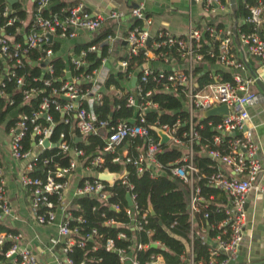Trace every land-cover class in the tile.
I'll use <instances>...</instances> for the list:
<instances>
[{"label":"built area","instance_id":"obj_1","mask_svg":"<svg viewBox=\"0 0 264 264\" xmlns=\"http://www.w3.org/2000/svg\"><path fill=\"white\" fill-rule=\"evenodd\" d=\"M53 0H32L33 17L28 27L23 26L17 28L15 33L20 39L10 35H5L3 29L0 28V86L3 80H7L13 76L10 68L22 66V59H25L28 50L36 49L42 55L37 57V61L44 63L43 70L51 72V66L48 63L53 58V51L50 48H43L42 45L47 43L48 37L55 36L57 39L72 40L78 36L80 32L94 33L103 29L106 21L114 20L122 16L120 12L109 11L106 13L89 14L81 9L78 5L63 6L58 13L47 16L42 15V11ZM147 0H139L129 10V15L135 20H140L142 26H147L150 22L144 13V3ZM200 2L206 13H217L222 9L220 0H189ZM247 10L246 21L251 25L249 32L240 33L239 39L242 45L241 54H250L259 59L261 65L260 71L256 78H262L264 83V39L259 34L264 31V0H255L253 4L245 6ZM7 6L4 8V15L10 13ZM14 19H8L10 24ZM206 34L210 38L217 36L216 30L205 24L203 28L195 27L189 24L187 34L182 37H174L165 32H159L156 38L149 37L148 32L138 26H130L124 32L119 34L108 33L102 40L106 44V56L100 58L97 66L87 72L69 75V69H66V76L63 80L59 79V84L50 90L49 95L42 96L38 103V108L33 111L30 116L20 115L15 122V126L9 128V147L8 155L13 161H22L24 166L18 174V182L29 194V208L31 219L42 225H50L56 223V239L53 244L58 248V254L63 256L64 264H74L68 257L73 245L82 246L83 239L91 238L95 232L91 230L82 239H75L76 229L68 228L67 219L69 215L65 213L69 203L62 200L61 193L66 187L65 177L74 171L77 164V156L82 155L81 150L72 149L73 155L69 159L68 166L59 167L54 165V170H48L43 178L32 177L29 175L33 169L34 162L37 160L38 154L53 145L58 147L63 153L71 148L63 140V134H59V140L52 144L49 136L53 128V122L49 114V109L58 112L61 119L65 122L71 116L74 121V129L77 135L75 137H86L87 135L97 134L99 128L106 131L104 139L103 152L113 153L115 148L122 146L123 142L128 138L139 137L144 142V149L141 155L135 158L128 156L126 152L124 156H113L112 161L121 165L131 163L137 169L142 171V162L146 163V167H152L153 171L160 169V165L154 155L159 151L155 140L149 134V129H158L163 131L168 140L183 146V152L178 160L173 162L170 169L172 175L186 183L188 187V203L186 205L189 216V234L186 242L184 253L180 256L182 264H234L239 253L240 247L244 239V223H245V204L247 195L250 192L258 191V182L263 173V165L259 158V145L253 136L251 128L247 127L248 113L247 107L256 104L262 98L261 94L251 90L249 87L254 83L255 78L244 77L238 73L237 69L241 68V63L234 57L229 49V39L222 38L218 45L217 59L226 66L234 67L231 73V80L223 81L216 79L199 90H195V78L192 68L196 61L200 60V55L193 53V45L203 38ZM150 38L148 44L147 39ZM122 40L125 43L124 54L121 59H117L115 64L117 69L110 67V57L112 56V41ZM174 48L178 55L184 60L183 67L172 68L167 75L164 71L154 68L152 63H167L168 53L160 52V48ZM97 51L96 45H90L85 50L74 52L68 57V65H71L74 71L79 68H85L87 63L84 59L86 52ZM141 51L142 62L138 66L139 76L134 73H126V67L129 65L128 57L137 55ZM99 56V54H97ZM210 56H213L211 53ZM45 65V66H44ZM121 72L123 78V92L115 89L114 85H110L107 89L103 88V82L109 74L115 75ZM125 73V74H124ZM148 77L156 78L157 84L160 79H165L160 83L161 91L173 93L178 86L182 87V91L186 98L185 110L188 114L187 130L179 136L175 135L176 127H168L167 125L144 126V113L149 110L156 111V104L148 100L150 90L141 93V82H145ZM132 79L134 84L131 85ZM16 84L21 85V78L16 79ZM44 86L50 85L48 79L43 80ZM82 84H87L83 87ZM37 90L34 87L22 91L24 101L35 96ZM106 94L109 98H119L126 94L124 106L133 110V117L127 120H117L110 123L107 119L97 120L93 106L100 104L102 95ZM4 96V92L0 89V97ZM62 98L63 101H58ZM225 105L227 114L219 116L218 121L211 125V130H215V134L211 137L210 143H204L199 155L214 161L217 166L215 172L206 176L205 182L208 187L221 191L225 196V202L222 204H212L210 200L213 195L204 197L200 194V189L195 185L196 167L193 164L195 155L194 146L199 145V136L194 129L195 122L193 118L197 115H203V112L213 106ZM17 116V114H16ZM42 117L47 123L46 125L33 124L31 126V146L32 149H22L21 139L26 130L25 121L28 119L31 123L37 117ZM175 125H178L176 121ZM157 136V135H156ZM158 137V136H157ZM47 140L48 145L43 146ZM159 144V142H158ZM101 151L93 153L91 166L101 163ZM43 164L47 163L46 159L42 160ZM90 168V167H89ZM158 172V171H157ZM107 173V172H100ZM99 174V173H97ZM112 174V173H108ZM151 174H153L151 172ZM118 175L120 178L123 174ZM154 175V174H153ZM1 176V172H0ZM117 177L115 179H117ZM114 180V179H113ZM112 180V181H113ZM111 181V182H112ZM124 183V181H122ZM103 182L97 178L92 180L83 179L74 189L73 197L80 195H93L99 200L105 198L106 192L103 191ZM131 185L126 186L125 194H129L131 204L125 210L130 217L134 216L137 208L133 202V196L130 193ZM56 194L57 202L53 204L49 200V195ZM117 209L115 205L111 206ZM211 207L214 212H219L221 217L218 221L207 223L206 226L200 227L195 232L196 223L194 215L199 211ZM58 212L61 214L60 220L57 221ZM10 207L4 198L3 182L0 177V217L9 216ZM145 214L141 215L144 218ZM203 217H207V213L203 212ZM261 222L264 226V212L261 214ZM105 223H112L106 221ZM140 229V225L133 226ZM198 237L202 245H205L207 259L196 257L193 252V239ZM117 237L124 238L123 233H118ZM12 242L11 246L6 250L5 257L11 258V264H36V256L27 248L20 247L19 241L21 236L18 233H0V245L5 241ZM151 245L159 246L158 242H151ZM105 249H113L111 239L105 240ZM137 250L146 248V244L136 243L132 245ZM129 251V252H130ZM119 260L126 263L127 257L132 259V264H138L132 254L124 252L123 249H117ZM133 256V258H132ZM222 256L218 259L217 257ZM158 254L151 255L146 264H156ZM83 264V263H80Z\"/></svg>","mask_w":264,"mask_h":264},{"label":"trees","instance_id":"obj_2","mask_svg":"<svg viewBox=\"0 0 264 264\" xmlns=\"http://www.w3.org/2000/svg\"><path fill=\"white\" fill-rule=\"evenodd\" d=\"M255 0H243L239 5L238 12L246 18L247 10L245 6L253 4ZM6 0H0V28L3 29L5 35H10L19 38L15 30L20 27V20L25 17V12L20 9L18 4H9L11 12L4 15V8L8 6ZM66 6L65 3H60L42 12L43 16L48 14L58 13L60 8ZM8 19H14L10 24H7ZM132 26L142 27L140 20H134ZM242 28L245 32L250 31V26L243 24ZM110 32V27L99 32L93 39L85 44H76L73 47L74 52L85 50L90 45H96L97 51L86 52L84 59L87 63L85 68L81 67L74 71L71 65H65L64 61L54 56L48 62L51 66V72L43 70L42 63L37 61V57L42 55L36 49H30L22 59V66L13 67L10 70L13 76L8 80H3V85L0 89L4 92V96L0 97V124L5 122V128L9 129L15 126V122L22 114L30 116L33 111L38 108V103L42 96L49 95L51 88L59 84V79L63 80L66 76V69L70 70V74H79L81 72L90 71L91 68L98 65L100 58L106 56V44L102 42L103 38ZM154 37L153 39H155ZM219 40L212 39L204 34L203 39H200L193 45V53L200 55L202 62H214L217 58ZM43 48H50L53 52L58 49V44L55 42L45 43ZM160 52L168 53L169 56L175 61L181 63L182 58L178 52L172 48H160ZM99 53V56L97 54ZM213 56H210V54ZM129 65L126 67V73H134L139 76L138 66L142 62L141 51L137 55L128 57ZM45 66V65H44ZM169 71H164L167 75ZM192 73L195 78V90H199L205 85L214 82L208 72H202L201 68H192ZM125 74V73H124ZM223 81L231 80L229 73H221ZM21 78L22 84H16V79ZM121 78V72H116L115 75L109 74L103 82V88L107 89L110 85H114L115 89L121 92L124 90ZM48 79L50 85L44 86L43 80ZM156 78L148 77L145 82H141V93L150 90L148 100L156 104V111L149 110L144 113L145 123L144 126L152 125H167L168 127H176L175 135L179 136L182 132L187 130L188 127V114L186 112V98L182 91V87L178 86L177 90L173 93L161 91L160 83L165 79H160L157 84ZM83 87L87 84H82ZM34 87L41 90L35 96L24 101L22 98V91ZM125 96L121 95L119 98H109L106 94L102 95L100 104L93 106L97 120L107 119L110 123L117 120H127L133 117V110L124 106ZM58 101H63L58 98ZM17 110V116H11V113ZM53 128L49 136V141L55 144L59 140V134H63V140L69 145L70 148L81 150L82 155L77 156V160L84 161V165H88L91 170L96 173L107 172L112 174H119L121 170L124 171L123 175L114 179L112 183L103 182V191L106 192L103 200L97 199L93 195H80L73 197L68 205L65 213L69 215L67 219L68 228H75V239H82L91 230L94 234L91 238L83 239V245H73L68 257L74 264H124L120 262L117 249H123L124 252H129L132 245L136 243L146 244V248L137 250L135 246L132 249L134 259L138 264H146L151 255L158 254L162 258V264H182L180 256L184 253L185 245L188 240L190 230L189 214L186 205L188 203V187L186 183L172 175L170 172L173 162L181 157V151L178 148L170 147L169 145L158 144V137L154 130L149 129V134L153 136L159 151L154 155L155 159L160 165V169L153 171L152 167H146V163L142 162V171H137L136 167L131 163L123 165L112 161L113 156H119L117 148L113 153L103 152L104 139L97 133L87 135L85 142L76 141L75 137L71 134L77 135L76 132L70 130V123L73 121L72 117L68 118L65 122L61 119L58 112L49 109ZM218 116L203 118L196 116L193 118L194 129L196 130L200 140L199 145L194 146L195 155L193 157V164L196 167L195 185L200 189V194L204 197L213 195L210 200L212 204L224 203L225 196L221 191L208 187L205 178L212 172L217 170L216 163L207 157L198 155L200 147L204 143H210L211 137L215 134V130H211V125L218 121ZM178 121V125H175ZM46 121L40 116L34 122L28 119L25 121L26 130L21 139L22 149H32L31 146V126L33 124L46 125ZM208 122L211 125H208ZM128 144V156L135 158L141 155L140 148L144 149V142L141 138H128L123 142ZM122 144V145H123ZM96 151H101V163L96 166H91L90 161L92 155ZM68 151L63 153L58 147L52 146L42 150L37 160L34 162L33 169L29 175L32 177L43 178L48 170H54V165L59 167L68 166L70 159ZM46 159L47 163L43 164L42 160ZM1 166V162H0ZM158 171V172H157ZM151 172L154 174H151ZM95 177H88L83 179L92 180ZM81 179V180H83ZM124 181V183L122 182ZM131 185L130 193L133 196V202L137 208L134 216L130 217L125 213L129 208L125 201L126 186ZM49 200L56 204L57 195H49ZM115 205L117 209L111 206ZM151 207L153 214L149 213L148 208ZM203 212L207 213V217H203ZM144 218H141L142 214ZM221 214L214 212L211 207L203 209L194 215L196 223L195 232L200 227H204L207 223H213L220 219ZM111 221L112 223H105ZM140 225V229L133 226ZM15 233L12 230L3 229L0 226V232ZM118 233H123L124 238L117 237ZM111 239L113 242V249H105V240ZM158 242L159 247H152L151 242ZM12 242L5 240L0 245V264H11V259L5 257L6 250L11 246ZM130 251L129 253L132 254ZM193 252L196 257L207 259V252L205 245H202L196 236L193 239ZM218 259L222 256L217 257Z\"/></svg>","mask_w":264,"mask_h":264},{"label":"crops","instance_id":"obj_3","mask_svg":"<svg viewBox=\"0 0 264 264\" xmlns=\"http://www.w3.org/2000/svg\"><path fill=\"white\" fill-rule=\"evenodd\" d=\"M138 1L139 0H53L46 6V9L60 3H65L66 7L78 5L89 14H103L109 11H117L122 14L117 21L109 20L104 22L102 26L103 29L92 34L83 31L78 33V36L72 40L57 39L55 36H51L50 40H47V42H55L58 44V49L53 53V56L60 57L65 65H68V57L73 53L74 45L89 42L107 27H110L109 33L112 34L124 32L135 20L129 15V10L136 5ZM242 1L243 0H220L222 9L217 11V13L210 14L203 10L200 2L189 0H147L144 3V13L148 17L150 23L147 26H142V28H144L148 32L149 37L152 38L156 37L159 32H165L174 37H182L187 34L190 23L195 27L201 28H203L205 24H208L216 30L217 36L213 39L219 40V43L222 38L229 39L230 52L234 54V57L242 65L240 69H237L238 73L244 77H251L253 79L256 78L259 72L263 71L259 69L261 63L257 57L250 54H244L243 56L240 52L242 45L239 35L245 32L242 25L246 24L251 28L246 18L238 12L239 5L242 4ZM231 3H233L234 9H230ZM13 4H18L20 9L25 12V17L20 20V24L24 28L28 27L34 14L32 0H17ZM7 8L9 11L11 10L9 4ZM259 34L264 39V31H260ZM111 44L112 56L109 59L111 63L115 61L109 66H113L112 68L117 69L115 62L117 59L123 57L125 43L122 40H115L112 41ZM168 57L167 63L156 62L152 63V65L154 68L162 71H170L174 67H183V59L182 62L179 63L170 56ZM112 58H114V60ZM194 64L196 67L201 68L202 72H208L213 80L222 79L221 73H229L231 75L233 72L231 69H234L232 66L229 67L224 65L217 58L214 62L196 61ZM69 75L70 73H67V76ZM260 81L263 82L262 78ZM249 87L251 90L261 94L255 83ZM261 97L259 102L247 107L249 117L247 127L252 129L253 136L259 145L258 155L264 168V95L261 94ZM197 116L205 118L204 114ZM5 125V122L0 124V177L3 182L4 198L10 207V215L0 217V226L3 227V229H10L20 234L21 240L19 241V246L29 249L36 256V264H64L63 256L58 254V248L53 244L56 239V223L42 225L31 219L29 194L26 189L21 187L17 180L18 174L21 172L25 163L10 159L8 155L10 135L9 129L5 128ZM69 128L73 130L71 133L75 131L74 121H71ZM71 135L75 137L74 134ZM85 139L86 137H75L76 141L85 142ZM163 144L178 148L181 153L183 152V146L174 143L171 139ZM127 148L128 144H123L118 147L117 151L124 156L125 153L128 152ZM137 150L141 151L140 148ZM68 153L70 157H72V148ZM123 173L124 171L121 170L119 175ZM97 175L98 174L91 170L88 165H84V161L77 160L74 171L65 177L66 187L61 193L62 200L70 203L73 198L72 193L81 182V179L88 177L97 178ZM117 176L118 175H114V179ZM112 182L108 181V183ZM258 188V191L250 192L246 198L244 239L234 264H255L264 261V226L261 222V214L264 212V170L259 179ZM125 201L127 206H129L126 194ZM60 216L61 214L58 212L57 221L61 219ZM2 232L4 231L0 233ZM150 246L154 248L159 247L156 245ZM125 264H132V259L127 257ZM156 264H162L160 255L157 258Z\"/></svg>","mask_w":264,"mask_h":264},{"label":"water","instance_id":"obj_4","mask_svg":"<svg viewBox=\"0 0 264 264\" xmlns=\"http://www.w3.org/2000/svg\"><path fill=\"white\" fill-rule=\"evenodd\" d=\"M9 4H13L15 3L17 0H6ZM230 9H234V5L233 3H231V7ZM48 40H50L51 36L47 35ZM150 38L147 39L146 43L148 44ZM254 83L256 84V86L258 87L259 91L261 92V94L264 95V84L258 79L255 78L254 79ZM134 84V79H132L131 85ZM153 110V109H152ZM154 111V110H153ZM17 114V110H14L11 113V116L14 117ZM204 117L208 118V117H213V116H222V115H226L227 114V108L225 105H218V106H213L210 109H207L206 111L203 112ZM97 133L103 138L105 139L106 137V131L103 128H99L97 130ZM155 133L157 134L158 138H159V144H163L166 141H168V136L161 130L155 129ZM79 140V139H78ZM48 145L47 140L44 141L43 146L46 147ZM53 146V145H50ZM97 179L100 182H108V181H112L114 179V175L112 174H108V173H99L97 175ZM126 199L128 201V205L130 206L131 201L129 200V194L126 193ZM149 213L153 214L152 208L149 207L148 208ZM14 255H12L9 259H11ZM255 264H264V261H260L258 263Z\"/></svg>","mask_w":264,"mask_h":264}]
</instances>
